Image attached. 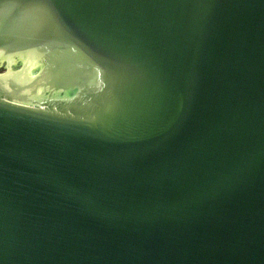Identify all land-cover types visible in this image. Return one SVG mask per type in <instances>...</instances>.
<instances>
[{"label": "water", "instance_id": "1", "mask_svg": "<svg viewBox=\"0 0 264 264\" xmlns=\"http://www.w3.org/2000/svg\"><path fill=\"white\" fill-rule=\"evenodd\" d=\"M0 264H264V0H0Z\"/></svg>", "mask_w": 264, "mask_h": 264}, {"label": "rangeland", "instance_id": "2", "mask_svg": "<svg viewBox=\"0 0 264 264\" xmlns=\"http://www.w3.org/2000/svg\"><path fill=\"white\" fill-rule=\"evenodd\" d=\"M2 65H4V64H3V63L1 64V68H0V71H3Z\"/></svg>", "mask_w": 264, "mask_h": 264}]
</instances>
